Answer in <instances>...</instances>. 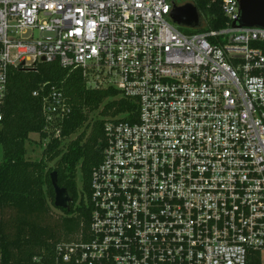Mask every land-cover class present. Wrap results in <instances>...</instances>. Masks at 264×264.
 <instances>
[{
  "label": "built area",
  "instance_id": "2783aa9c",
  "mask_svg": "<svg viewBox=\"0 0 264 264\" xmlns=\"http://www.w3.org/2000/svg\"><path fill=\"white\" fill-rule=\"evenodd\" d=\"M185 1L0 0V104L11 67L52 61L137 103L105 118L89 228L56 244L54 264L261 260L264 28L233 25L238 2L222 0L223 27L201 14L182 32L170 13ZM69 111L44 93L43 130L59 136Z\"/></svg>",
  "mask_w": 264,
  "mask_h": 264
},
{
  "label": "trees",
  "instance_id": "16d2710c",
  "mask_svg": "<svg viewBox=\"0 0 264 264\" xmlns=\"http://www.w3.org/2000/svg\"><path fill=\"white\" fill-rule=\"evenodd\" d=\"M191 1L210 28L225 25L222 0ZM50 91L61 92L70 110L58 124L59 136L43 130V94ZM136 108L137 103L120 96L117 88H91L81 69L63 68L57 61L10 68L0 104V264H54L56 244L87 232L90 175L102 159L105 118ZM95 111L101 118L90 124ZM30 133L39 135V143L48 140L38 159L26 156ZM52 171L72 198L69 210L60 209V217L52 212ZM248 264H261L258 252Z\"/></svg>",
  "mask_w": 264,
  "mask_h": 264
},
{
  "label": "water",
  "instance_id": "95a60500",
  "mask_svg": "<svg viewBox=\"0 0 264 264\" xmlns=\"http://www.w3.org/2000/svg\"><path fill=\"white\" fill-rule=\"evenodd\" d=\"M237 2L239 18L233 25L264 28V0H237ZM170 17L176 24L192 28H199L203 19L198 8L191 2L175 6ZM50 177L54 188V207L69 210L71 196L65 188L58 186L55 171L50 173Z\"/></svg>",
  "mask_w": 264,
  "mask_h": 264
},
{
  "label": "rangeland",
  "instance_id": "374dc122",
  "mask_svg": "<svg viewBox=\"0 0 264 264\" xmlns=\"http://www.w3.org/2000/svg\"><path fill=\"white\" fill-rule=\"evenodd\" d=\"M186 3H192L191 0H186ZM179 30L182 32H189V31H193L195 32L196 30H192L190 28H186L185 26L179 25L178 26ZM95 118H101V116L98 114V111L93 112L90 115V124L92 123V120ZM90 128L88 127L87 132H89ZM81 131V130H80ZM79 131V132H80ZM76 134L71 135L69 138L65 139V142H68L69 140L75 138ZM30 139L32 141L28 142L26 144V148H27V154L26 156L29 159H38L40 157L41 151L44 148V146L46 145V143L48 142L47 139L43 140L41 143H39V135L37 133H30ZM2 161V150L0 148V162ZM53 163H49V166H52ZM81 185H82V180L80 178V176L78 177L77 180V187H78V191H80L81 189ZM52 212L54 213L55 217H60L64 215V212L61 211L59 208L56 207H52ZM261 264H264V251L261 253Z\"/></svg>",
  "mask_w": 264,
  "mask_h": 264
},
{
  "label": "snow or ice",
  "instance_id": "6c2138e0",
  "mask_svg": "<svg viewBox=\"0 0 264 264\" xmlns=\"http://www.w3.org/2000/svg\"><path fill=\"white\" fill-rule=\"evenodd\" d=\"M79 30H77V32H78ZM94 51H95V49H93Z\"/></svg>",
  "mask_w": 264,
  "mask_h": 264
}]
</instances>
